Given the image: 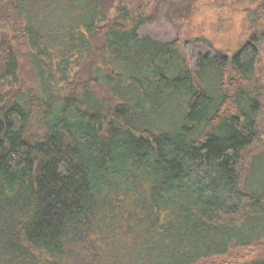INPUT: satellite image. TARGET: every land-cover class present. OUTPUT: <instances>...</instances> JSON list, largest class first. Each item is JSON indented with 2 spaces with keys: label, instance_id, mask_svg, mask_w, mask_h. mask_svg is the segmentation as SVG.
<instances>
[{
  "label": "trees",
  "instance_id": "1",
  "mask_svg": "<svg viewBox=\"0 0 264 264\" xmlns=\"http://www.w3.org/2000/svg\"><path fill=\"white\" fill-rule=\"evenodd\" d=\"M144 1L0 0V264H198L264 240V0L239 48L194 58L141 34Z\"/></svg>",
  "mask_w": 264,
  "mask_h": 264
},
{
  "label": "rangeland",
  "instance_id": "2",
  "mask_svg": "<svg viewBox=\"0 0 264 264\" xmlns=\"http://www.w3.org/2000/svg\"><path fill=\"white\" fill-rule=\"evenodd\" d=\"M141 9L146 22L141 34L159 40H178L191 58L204 52L232 53L249 38V18L257 0H145ZM140 9V10H141ZM18 72L19 82L32 84V74L27 63L25 47ZM21 59V58H20ZM192 61V60H191ZM258 76L264 83V53ZM3 97H0V103ZM256 149V148H255ZM264 257V240L249 249H235L229 254L210 257L198 264H242Z\"/></svg>",
  "mask_w": 264,
  "mask_h": 264
}]
</instances>
